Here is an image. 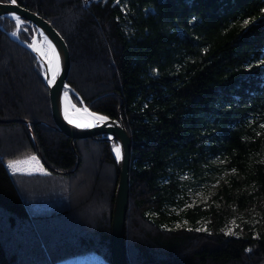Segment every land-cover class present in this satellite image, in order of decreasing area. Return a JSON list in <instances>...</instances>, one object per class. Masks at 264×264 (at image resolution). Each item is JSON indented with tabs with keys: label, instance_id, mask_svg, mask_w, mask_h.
<instances>
[{
	"label": "trees",
	"instance_id": "obj_1",
	"mask_svg": "<svg viewBox=\"0 0 264 264\" xmlns=\"http://www.w3.org/2000/svg\"><path fill=\"white\" fill-rule=\"evenodd\" d=\"M16 1L64 37L72 89L131 137L127 264H264L262 232L221 231L231 204L264 199V0ZM15 28L0 17V119L8 120L0 121V264L87 252L110 263L119 176L111 145L56 128L41 68L9 35ZM32 32L19 37L29 42ZM24 153L51 169L9 173L6 161ZM214 159L234 171L212 197L218 204L174 211L184 206L179 175L202 178ZM27 188L56 206L35 212ZM181 218L190 226L172 227ZM203 219L207 229L198 230Z\"/></svg>",
	"mask_w": 264,
	"mask_h": 264
},
{
	"label": "water",
	"instance_id": "obj_2",
	"mask_svg": "<svg viewBox=\"0 0 264 264\" xmlns=\"http://www.w3.org/2000/svg\"><path fill=\"white\" fill-rule=\"evenodd\" d=\"M15 16H19L21 20L29 22L34 28L37 29L38 32L46 36L59 56V71L55 83L53 85H49L45 80L46 86L48 87L51 113L57 129L67 134L72 139L92 137L96 141L113 142L115 140L121 147L123 158L118 161L115 157L119 176L114 195V204L111 216L110 264H127L124 247V236L125 220L129 203L131 137L121 119H112L106 115L91 111V109H89L85 104H83V106L89 111L106 116L109 119L104 123H100L98 125L87 127L81 130L73 129L67 125L61 114L60 97L64 89L68 87L67 77L71 65L68 45L63 36L53 26V24L38 13L20 5L17 1L16 4H12L11 0L0 1V17H8L10 19L16 20ZM9 35L36 55V53L30 47V44L21 41L18 36L12 32H9ZM35 38L36 36L33 39ZM15 120L24 122L29 126V122L26 119L18 118ZM0 121L8 120L0 119Z\"/></svg>",
	"mask_w": 264,
	"mask_h": 264
},
{
	"label": "rangeland",
	"instance_id": "obj_3",
	"mask_svg": "<svg viewBox=\"0 0 264 264\" xmlns=\"http://www.w3.org/2000/svg\"><path fill=\"white\" fill-rule=\"evenodd\" d=\"M93 1H97V0H84V5L88 6ZM14 22L16 24V28L15 30L11 32L15 33L19 39H20L19 37L20 31L26 32L28 31V27L32 28V31H33L32 37L29 42H26L20 39L21 41L25 43L31 44L33 38L41 34L40 32L37 31L36 28H34L29 22L25 20H21V23L19 26H17L16 20ZM26 24L27 26L28 25L29 26L27 27ZM35 57H36L37 63L39 64L41 68V64L39 63V60L36 55ZM70 59H71V55H70ZM70 69H71V65H70ZM70 69H69V72H70ZM42 74L43 73H42V68H41V75ZM42 78L45 83V79L43 75H42ZM67 86H68L67 90H69L79 99L80 104L75 103V101L73 102L78 106H83V104H85L83 99L79 96V94L74 89H72V87L68 83H67ZM47 90H48V87H47ZM50 109H51V105H50ZM28 127H30V123ZM85 138L93 139L92 137H85ZM75 139H80V138H75ZM108 142L111 145V151L114 145L118 144L115 140L113 142H110V141ZM73 149H75V144H73ZM112 154L114 156L113 152ZM32 156L36 157V161L29 162L28 164H22L20 166V170L13 171L12 169L8 168L9 161H15V160L23 161V160H27L29 157H32ZM114 159H115V156H114ZM9 161H6L5 163L8 172L12 174H19L20 177H22L23 174L24 175L36 174V173L46 174L48 173V168L51 169V166L47 164L45 165V163L42 160V157L39 154L24 153L16 157L15 159H12ZM115 162H116V159H115ZM212 162H213V166L209 168L207 173H205V175L202 178L200 177L199 179H192V177L189 176L187 173H183L179 175L180 182L183 185V189H184V198H183L184 206L179 207V208L173 207L174 211L178 212L184 207H191L195 205H201L203 207H206L208 204H211V203H214L215 205L218 204L216 200H212V197L218 192L220 188H222L224 185L229 183L228 180L230 179V176L231 174L234 173V171L223 168L221 166L222 160L214 159ZM116 165H117V162H116ZM110 173L111 172H107L108 175H110ZM19 186L20 188H22L21 185ZM241 190L245 193H248L250 191L244 187H242ZM26 191H27L26 193L23 192V197L25 198L29 206H31L35 212L47 211L51 209L52 207L56 206L57 204L56 202H53V200H51L50 196L49 197L46 196L45 195L46 193L43 195H39L36 199H34L33 194L30 195L29 193V188H27ZM81 195H82V192L79 193L77 191V192H74L71 195V197L74 200V199H77ZM177 225H179V227L180 226H190V223L187 218H181L180 220H177L172 223V227H177ZM246 226L249 227V229L253 230L255 233L262 232L264 234V199L255 200L252 205H250L248 208H245V209H241L239 206H237V204H231L229 217L225 221L224 225L221 227V231L227 235H239ZM197 228L202 229V230L207 229V220L206 219L199 220ZM229 230H231V233H229ZM42 264H110V263H108L102 256H100L99 254L95 252H87V253H83L80 255L65 258L63 260H60L57 263L48 262V263H42Z\"/></svg>",
	"mask_w": 264,
	"mask_h": 264
},
{
	"label": "snow or ice",
	"instance_id": "obj_4",
	"mask_svg": "<svg viewBox=\"0 0 264 264\" xmlns=\"http://www.w3.org/2000/svg\"><path fill=\"white\" fill-rule=\"evenodd\" d=\"M11 3L16 4V0H11ZM15 19L17 21V26H19L21 23V18L19 16H15ZM45 40H47L46 37H45ZM30 47H33L35 51H38V52L40 51V49L35 48L34 45H30ZM48 48L51 52V55L48 56L47 62H48L49 67L47 71L48 73L51 74V76L50 78H48L46 75V78L48 79V84L53 85L56 81L57 72L59 71V56L56 53L55 48L52 46L50 41H48ZM41 55H45V53L41 52ZM64 101H65L64 103L65 119H67L69 123L74 124L78 128L79 127H92L94 126V124L103 123L109 119L106 116L89 112L87 108L80 109V108H77L75 104H70L69 95L67 91L64 92ZM70 108L72 110L71 115L69 113ZM81 112L87 117V120H82L79 118L78 114H80ZM114 152H115L117 160H120L123 158L120 145L118 144L114 145ZM35 161H36V157L34 156L29 157L27 160H23V161L21 160L9 161L8 168L12 169L13 171H18L20 170V166L22 164H28L29 162H35ZM177 227H179V225H177ZM229 233H231V230H229Z\"/></svg>",
	"mask_w": 264,
	"mask_h": 264
},
{
	"label": "bare ground",
	"instance_id": "obj_5",
	"mask_svg": "<svg viewBox=\"0 0 264 264\" xmlns=\"http://www.w3.org/2000/svg\"><path fill=\"white\" fill-rule=\"evenodd\" d=\"M14 20V19H13ZM15 21V20H14ZM27 26V24H26ZM29 26V25H28ZM27 26V27H28ZM31 28V27H30ZM45 37L43 34H40L39 36H37L35 39H33V41L31 42L30 45H34L35 48L37 49H40V51H35L33 47H31L33 49V51L36 53L37 55V58L39 60V63L41 64V68H42V75L44 76V79L48 82V79L46 78V75L48 78H50L51 74L48 73L47 69L49 67L48 65V56L51 55V52L48 48V38L47 40H45ZM53 46V45H52ZM56 51V50H55ZM41 52L45 53V55H41ZM57 53V52H56ZM57 75H58V72H57ZM57 77V76H56ZM67 91L68 92V95H69V102L70 104H75L72 100L73 98L71 97V92L69 90H67V88L64 89L63 93L61 94V97H60V110H61V114H62V117L64 119V121L67 123L68 126H70L71 128L73 129H78V130H81V129H85L87 127H76L74 124H71L68 122L67 119H65V115H64V92ZM76 105V104H75ZM77 108H80V109H83L85 108L84 106H78L76 105ZM91 112V111H89ZM69 113L70 115L72 114V110L71 108L69 109ZM93 113V112H92ZM98 113V112H97ZM79 118L82 119V120H87V117L81 112L80 114H78ZM104 123V122H103ZM100 123H97V124H94V125H98ZM112 152L114 153V156L116 157L115 155V152H114V147L112 149ZM117 159V158H116ZM120 161V160H118Z\"/></svg>",
	"mask_w": 264,
	"mask_h": 264
}]
</instances>
